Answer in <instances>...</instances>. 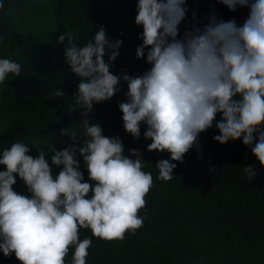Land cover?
I'll list each match as a JSON object with an SVG mask.
<instances>
[{"label":"clouds","instance_id":"obj_1","mask_svg":"<svg viewBox=\"0 0 264 264\" xmlns=\"http://www.w3.org/2000/svg\"><path fill=\"white\" fill-rule=\"evenodd\" d=\"M187 0H138L135 24L142 26L136 58L151 67L140 75L111 71L122 41H109L104 26L81 45L71 33L58 37L65 58L80 82L73 100L80 110L83 138L62 150L49 146L30 155L31 147L14 142L0 152V252L19 264H87L92 240L80 239V230L103 240H122L143 226L139 212L153 185L143 170L141 152L125 155L119 137H107L92 123L94 104L111 100L127 85L118 107L123 127L134 139L151 140L148 151L167 152L155 167L159 179L170 181L177 163L196 147L199 136L215 125L220 144L242 140L264 167V0H218L230 11L249 9L243 24L213 13L208 23H194L180 36ZM0 7H3L0 4ZM195 20V14H193ZM107 50V51H106ZM110 53V55H109ZM109 55L108 62L105 56ZM9 74L19 77L21 64L0 59V84ZM56 97H63L58 89ZM75 110V109H74ZM220 119L217 120V116ZM61 135H68L67 129ZM80 157L88 180L80 170ZM55 166L60 169L53 174ZM256 176L252 166L244 167ZM17 177L30 195L17 193Z\"/></svg>","mask_w":264,"mask_h":264},{"label":"trees","instance_id":"obj_2","mask_svg":"<svg viewBox=\"0 0 264 264\" xmlns=\"http://www.w3.org/2000/svg\"><path fill=\"white\" fill-rule=\"evenodd\" d=\"M137 2L0 0V59L21 64L19 77L9 74L0 84V152L23 142L31 147L30 155L43 150L51 163L50 145L62 150L73 143V133L83 138L80 110L73 100L80 80L64 55L67 40L58 42L61 34L71 33L83 45L102 25L110 42L122 41L119 56L112 62L113 74L140 75L151 67L146 57L136 58L142 44L138 35L143 31L135 24ZM185 6L188 12L179 25L181 37L194 23H208L213 13L242 25L249 12L247 7L230 11L218 0H187ZM120 88L111 100L94 104L91 122L99 123L105 136L119 137L125 155L130 149L141 152L143 170L152 174L153 185L139 212L143 226L135 232L108 241L93 237L88 229L80 230L81 240H92L87 264H264V167L250 148L242 140L223 145L214 141L219 132L213 125L200 134L199 152L194 147L183 163L172 161L177 163L175 177L159 179L155 164L170 160V154L147 150L151 140L144 138L143 124L138 140L125 132L118 105L126 99V83ZM58 89L63 90V97L55 96ZM63 129L68 135H61ZM79 159L87 181L86 166ZM247 166L253 167L256 176L245 173ZM52 168L54 175L60 171ZM13 187L17 193L30 195L18 177ZM0 264L19 262L14 254L8 258L0 252Z\"/></svg>","mask_w":264,"mask_h":264}]
</instances>
